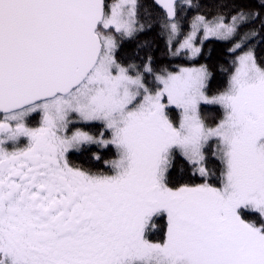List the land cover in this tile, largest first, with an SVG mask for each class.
I'll return each mask as SVG.
<instances>
[{"label": "snow or ice", "instance_id": "1", "mask_svg": "<svg viewBox=\"0 0 264 264\" xmlns=\"http://www.w3.org/2000/svg\"><path fill=\"white\" fill-rule=\"evenodd\" d=\"M200 7L0 0V264H264V0L183 34ZM154 27L171 57L231 41L226 86L208 64L125 62Z\"/></svg>", "mask_w": 264, "mask_h": 264}, {"label": "trees", "instance_id": "2", "mask_svg": "<svg viewBox=\"0 0 264 264\" xmlns=\"http://www.w3.org/2000/svg\"><path fill=\"white\" fill-rule=\"evenodd\" d=\"M142 2L150 3L151 0H142ZM196 2L200 4L201 7L199 9H189L188 13L183 17V34H187L190 30L191 20L196 14L206 15L211 18L218 11H220L218 8L219 4L227 6L225 11L226 15L233 14L239 7H253L256 4V0H196ZM243 30L244 29L242 28L241 33ZM262 35H264V33H262ZM259 39L260 38L257 37L250 40L248 43H256ZM145 41H147V46L139 49V56L135 55L137 45ZM230 46L231 41L225 42L216 39H208L204 41L202 53L197 59L189 60L183 56L171 57L168 52L166 36L160 34V29L158 27H154L149 32L139 34L133 40L124 41L119 55L125 62L135 60L136 63H140L146 55H151L153 63L158 69L167 67L169 70H176L177 66L193 67L199 66L200 64H208L214 72V79L211 87L212 91L215 92L218 89L225 87L227 83L228 72L222 73L219 71V68L222 65L231 70L233 54L228 51ZM256 55L258 58L264 57V42L257 44ZM206 108H210L212 118H219L221 113L218 108L210 106H206ZM109 157L110 156L106 158ZM153 238L158 240L161 237L154 234Z\"/></svg>", "mask_w": 264, "mask_h": 264}, {"label": "flooded vegetation", "instance_id": "3", "mask_svg": "<svg viewBox=\"0 0 264 264\" xmlns=\"http://www.w3.org/2000/svg\"><path fill=\"white\" fill-rule=\"evenodd\" d=\"M85 130L91 131V132H97L99 129L98 127H86ZM108 156H110L109 158H114L113 153H108ZM73 160L76 163H84L85 158L80 157L79 154H75L73 156ZM92 164L96 165V168H94V170H104L105 166L103 164H100L99 162H95V161H92ZM85 166L87 167L89 165L85 164Z\"/></svg>", "mask_w": 264, "mask_h": 264}, {"label": "rangeland", "instance_id": "4", "mask_svg": "<svg viewBox=\"0 0 264 264\" xmlns=\"http://www.w3.org/2000/svg\"><path fill=\"white\" fill-rule=\"evenodd\" d=\"M210 39H214V38H210Z\"/></svg>", "mask_w": 264, "mask_h": 264}]
</instances>
